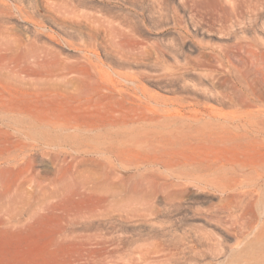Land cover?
Masks as SVG:
<instances>
[{
  "label": "rangeland",
  "instance_id": "1",
  "mask_svg": "<svg viewBox=\"0 0 264 264\" xmlns=\"http://www.w3.org/2000/svg\"><path fill=\"white\" fill-rule=\"evenodd\" d=\"M111 26L133 34L124 44L138 42L135 51H156L130 66L117 65L104 50ZM0 30L13 46L20 41L52 48L60 59L89 56L115 78V71L141 73L137 83L177 99L176 106L198 102L264 112V0H0ZM6 78L0 75V94L7 96L1 85ZM145 100L111 107L140 112L158 105ZM107 110L90 113L87 122L109 121ZM67 112L57 110L64 117ZM5 129L0 128V264H264L257 205L237 209L235 218L217 217L207 210L221 203L222 187L181 184L162 170H139L134 162L109 164L83 148L64 147L57 154L56 147L33 139L26 140L35 145L32 150L16 147L11 143L19 133L10 128V138ZM237 142L204 145L188 157L238 166L262 156L253 145ZM44 197L50 200L41 204Z\"/></svg>",
  "mask_w": 264,
  "mask_h": 264
},
{
  "label": "bare ground",
  "instance_id": "2",
  "mask_svg": "<svg viewBox=\"0 0 264 264\" xmlns=\"http://www.w3.org/2000/svg\"><path fill=\"white\" fill-rule=\"evenodd\" d=\"M111 30V44L104 50L111 61L119 66H130L145 59V53L156 51L155 47L135 51L138 42L124 44L133 34L119 26H111ZM2 35L0 75L7 73L9 79L6 78V84L1 83L8 95L4 92L0 94V128H14L19 133V138L12 140L11 144L32 150L35 145L26 140L33 139L48 147H56L57 154L64 147L74 150L83 148L86 153L104 157L109 164L113 162L114 165L115 161L120 165L134 162L133 165L139 170H162L181 184L193 180L222 187L224 196L221 203L210 207L208 213L217 217L226 213L228 217L235 218L237 209L257 205L262 210L261 219L264 221V112L224 111L212 104L202 105L198 102L188 105L179 103L176 106L179 102L177 99L158 96L137 83L136 78L141 73L115 71L118 76L115 78L114 72L96 65L89 56L60 59L52 48L22 45L20 41L13 46L14 42L11 44L6 37L2 40ZM120 78L129 84H124ZM211 95L214 98L219 96L217 91ZM145 98L147 102L156 101L158 105L152 106L150 103L140 112L119 111L111 107H116L119 102H142ZM109 106L110 112L107 110ZM59 108H67L68 116L58 114ZM105 109L111 113L109 121L101 124L87 122L90 113ZM73 110L80 114L78 118L71 117L69 111ZM9 130L4 131L12 138L13 132ZM231 141L249 143L259 149L262 154L258 153L262 156L245 165L238 162V166L227 160L188 157L204 145ZM48 199L41 198V204L48 203ZM262 229L263 232L258 235L260 238L264 236Z\"/></svg>",
  "mask_w": 264,
  "mask_h": 264
}]
</instances>
